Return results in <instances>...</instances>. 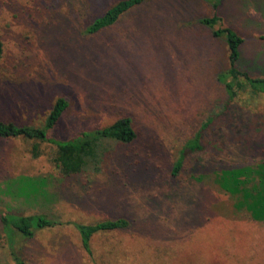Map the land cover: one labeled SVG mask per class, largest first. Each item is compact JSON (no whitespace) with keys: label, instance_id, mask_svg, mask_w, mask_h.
Segmentation results:
<instances>
[{"label":"rangeland","instance_id":"1","mask_svg":"<svg viewBox=\"0 0 264 264\" xmlns=\"http://www.w3.org/2000/svg\"><path fill=\"white\" fill-rule=\"evenodd\" d=\"M116 1L0 0V120L42 126L64 96L69 107L53 138L125 114L138 131L133 143L114 144L101 172L88 170L71 188L53 164L55 147L42 144L34 157L32 143L0 138V264H16L1 220L8 211L63 221L17 239L25 264H264V221L237 212L211 172L188 188L171 177L183 142L215 114L208 154L218 140L233 141L236 126H247L243 141L264 144V95L245 92L227 106L220 73L230 47L214 34L238 33L237 66L264 77V0H143L87 33ZM214 16L213 26L202 22ZM120 216L133 222L95 234L88 253L74 223Z\"/></svg>","mask_w":264,"mask_h":264},{"label":"trees","instance_id":"2","mask_svg":"<svg viewBox=\"0 0 264 264\" xmlns=\"http://www.w3.org/2000/svg\"><path fill=\"white\" fill-rule=\"evenodd\" d=\"M143 0H118L109 6L104 13L95 17L88 23L87 33L96 34L114 25L131 7L142 3ZM215 7L217 4L214 5ZM216 16L202 19L203 23L213 26L218 22ZM216 35H226L230 47V67L220 73V80L226 87L228 103L238 99L245 92L253 95H264V77L253 76L249 72L237 66L240 58V45L243 39L227 27L215 30ZM3 51V43L0 41V55ZM69 107L67 97H59L49 111L42 126L18 124L15 121L0 120V138L21 137L28 143H32L30 152L34 157L43 155L42 144L47 143L55 147L52 156L53 164L59 169L63 184L71 188L75 178L92 169L101 172L104 163L108 160L107 153L114 144H130L137 140L138 131L131 115H123L112 123L101 128L85 129L73 134L68 139L53 138L51 130L58 124L65 111ZM223 113V112H222ZM219 118V114L210 116L198 130L183 142L177 159L171 169V177L179 180V185L189 187L191 183L203 182L207 173L215 176V182L234 201L237 212H246L255 221H264V144L243 141V132L247 126L233 127L234 140L221 139L216 142V153L208 154L212 141L213 125ZM221 127V126H218ZM258 126H256L257 128ZM258 129V128H257ZM264 127L259 126L260 131ZM209 133V137H208ZM232 137V135H230ZM253 152V153H252ZM261 152L259 158L250 159L251 153ZM208 155L198 157L200 154ZM262 154V155H261ZM263 156V157H262ZM194 161L190 163L189 158ZM255 157H257L255 155ZM201 158V159H199ZM110 160V158H109ZM189 161V162H188ZM254 161V162H251ZM190 163V164H189ZM188 165V166H187ZM188 172V174L186 173ZM29 181V180H28ZM178 186V187H180ZM82 189L81 185L77 186ZM3 225L8 229V237L12 242L11 255L16 264H25L21 253L15 248L17 239H32L36 232L45 228H53L61 223L53 215L48 213L18 214L8 211L1 218ZM132 219L120 216L116 219H104L96 223H77L84 249L91 253L92 237L106 230L126 229ZM67 223H72L67 221Z\"/></svg>","mask_w":264,"mask_h":264}]
</instances>
